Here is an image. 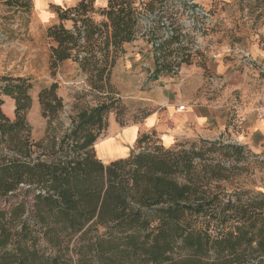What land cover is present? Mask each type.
I'll return each instance as SVG.
<instances>
[{"label":"trees","instance_id":"1","mask_svg":"<svg viewBox=\"0 0 264 264\" xmlns=\"http://www.w3.org/2000/svg\"><path fill=\"white\" fill-rule=\"evenodd\" d=\"M94 1L55 7L56 21L45 29L51 72L73 61L107 80L145 17L155 22L147 29L152 76L190 62L189 41L174 26L179 11L163 9L174 0ZM0 80V264H264V193L227 190L232 168L213 155L240 160L238 147L218 140H200L208 146L198 149L156 145L104 163L94 144L112 101L79 110L64 127L57 82L42 87L37 100L47 127L36 141L25 120L29 78ZM4 95L13 100V118L3 112ZM147 136L139 133L135 143Z\"/></svg>","mask_w":264,"mask_h":264},{"label":"rangeland","instance_id":"2","mask_svg":"<svg viewBox=\"0 0 264 264\" xmlns=\"http://www.w3.org/2000/svg\"><path fill=\"white\" fill-rule=\"evenodd\" d=\"M20 1H27V6L15 9L0 2V75L29 78L31 87L27 92L31 100L25 111V120L31 127L32 138L40 140L46 132L47 120L41 116L36 99L37 92L44 86L53 82L58 84L56 93L64 104L58 113V120L64 127L69 125L70 117L79 110L103 101H112L113 107L105 118L106 126L94 144L96 156L104 163L115 152L117 154L113 156H120L126 152L162 146V132L155 127L146 128L145 122L149 115L159 111L156 119L158 124L166 123L170 126L172 123V119L162 113L164 106L158 104L163 91L172 88L176 97L175 103L186 104L179 96L190 97L195 77L189 71L193 68L197 71L195 73L206 80L203 91L209 93L212 81L221 77L213 70L216 57L222 56L225 63V53H229L226 47L236 51L252 40V33L256 32L260 41L264 35V0H187L188 6L174 0L164 5L163 9L179 11L174 26H179L185 33L186 41H189L190 62L183 63L174 73H161L154 78V50L148 39L147 29L155 22L144 16L139 21L135 38L124 43L115 55L106 76L107 80L97 81L73 61L60 63L54 72L49 69V43L45 29L56 21V6L70 7L79 0ZM102 2L104 0H95L94 7L102 5ZM151 18L155 16L151 15ZM162 21L167 23L164 18ZM65 24L67 27L71 25L70 22ZM158 35H163V31ZM162 38L159 37L160 40ZM233 59L231 56L230 60ZM109 88L113 93L112 100L108 99ZM215 93L221 96V90ZM237 93L234 94L236 97L239 94ZM6 101H3L2 109L10 112L11 104L8 105ZM233 119L237 120L235 113ZM133 124L140 126L139 133H147L146 140L139 145L122 141L121 146L124 149L119 147L120 143L115 147V142L119 141L118 133ZM231 126L224 127L225 134L215 140L238 147L242 152V159L238 160L235 156L221 157L219 150L213 154L218 159L222 158L225 167L232 168V171L225 172L229 175L228 181L224 182L226 189L231 191L234 186H239L264 193V138L253 136L252 140L240 139L237 137L236 123L232 122ZM152 131L154 135L151 134ZM176 144L183 149L208 146L200 140H186L172 146ZM120 148L123 151L118 150Z\"/></svg>","mask_w":264,"mask_h":264},{"label":"crops","instance_id":"3","mask_svg":"<svg viewBox=\"0 0 264 264\" xmlns=\"http://www.w3.org/2000/svg\"><path fill=\"white\" fill-rule=\"evenodd\" d=\"M252 34V40L247 41L236 51L226 47L229 53H225V63L222 56L216 55L213 70L221 77L212 81L213 85H210L209 93L203 91L206 80L195 73L197 72L195 69L190 68L189 72L194 75L195 81L192 83L190 97L179 96L181 100H184L182 102L186 103L183 110L177 109L172 88L163 91L158 104L164 106L162 113L172 119V123L170 126L166 123L158 124L156 119L160 112L156 111L147 117L145 127H155L156 130L161 131L160 139L164 146L169 147L186 140L191 142L219 140V136L222 137V134H225L224 127L229 128L232 122L236 123L238 138H244V140H252L253 136L264 138V120L256 117V106L259 101H264V35L260 41L256 32ZM231 56L234 57L233 60H230ZM220 90L221 96H218L215 91ZM236 92L239 93L237 97L234 95ZM2 98L3 101L7 100L8 105L11 104L10 112L3 110L11 118L13 100L5 95ZM233 113L237 117L236 121L233 119ZM139 132L140 126L136 124L123 129L117 135L119 141L115 142V147L120 143L119 147L124 149L121 146L122 141L135 142ZM121 148L118 150L123 151ZM115 154L117 152L113 155ZM128 154L129 152L120 156L111 155L109 161Z\"/></svg>","mask_w":264,"mask_h":264},{"label":"built area","instance_id":"4","mask_svg":"<svg viewBox=\"0 0 264 264\" xmlns=\"http://www.w3.org/2000/svg\"><path fill=\"white\" fill-rule=\"evenodd\" d=\"M185 107L184 104L177 105L178 110H183ZM256 117L264 120V101H259L256 106Z\"/></svg>","mask_w":264,"mask_h":264}]
</instances>
